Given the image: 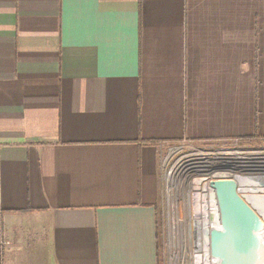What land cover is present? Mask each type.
I'll list each match as a JSON object with an SVG mask.
<instances>
[{"label": "crops", "instance_id": "crops-1", "mask_svg": "<svg viewBox=\"0 0 264 264\" xmlns=\"http://www.w3.org/2000/svg\"><path fill=\"white\" fill-rule=\"evenodd\" d=\"M250 136L264 0H0V264H161V148Z\"/></svg>", "mask_w": 264, "mask_h": 264}, {"label": "water", "instance_id": "water-1", "mask_svg": "<svg viewBox=\"0 0 264 264\" xmlns=\"http://www.w3.org/2000/svg\"><path fill=\"white\" fill-rule=\"evenodd\" d=\"M200 180L195 178L193 187ZM239 182L219 176L203 183L205 205L201 213L193 210L192 264H264V186Z\"/></svg>", "mask_w": 264, "mask_h": 264}, {"label": "built area", "instance_id": "built-area-1", "mask_svg": "<svg viewBox=\"0 0 264 264\" xmlns=\"http://www.w3.org/2000/svg\"><path fill=\"white\" fill-rule=\"evenodd\" d=\"M250 142L242 137H227L208 142L183 140L166 146L171 148L170 154L162 155L161 152L162 205L169 209L172 222L178 221V225L182 228L181 233L184 239L180 243L179 255L183 258L186 257L189 260L187 263L192 264L190 262L193 254V209L190 210V213L186 211L187 216L184 215L178 220L176 219L181 198H178L177 192H172L173 185L170 184L175 182V185L181 186L183 197L194 194V179L197 177H202L203 182H208V180L219 176L239 177L241 187H243L242 185L258 187L260 184L264 186V147L251 146ZM180 148H185L186 152L179 153ZM199 158L205 159L200 160ZM233 172L237 177L232 175ZM188 190H190V194H188ZM187 203V206L191 208V202L187 200Z\"/></svg>", "mask_w": 264, "mask_h": 264}, {"label": "rangeland", "instance_id": "rangeland-1", "mask_svg": "<svg viewBox=\"0 0 264 264\" xmlns=\"http://www.w3.org/2000/svg\"><path fill=\"white\" fill-rule=\"evenodd\" d=\"M249 138V137H246ZM252 139V138H250ZM195 142V141H193ZM246 145V144H245ZM251 146H259V147H264V138H253L252 141L249 143ZM168 147V145H166ZM164 147L161 152L163 154H170L169 150L171 148ZM180 152H186L185 148H180ZM264 152V150H263ZM261 152V153H263ZM200 160L205 159V158H199ZM170 185L172 186V192H177L178 198H181V189L179 185H175V182H172ZM185 193V192H184ZM180 205V207H179ZM162 206V205H161ZM184 206V211H188V208L186 207V202L183 201V199H179V213L176 216V219L178 220L179 218L183 217L184 215L187 216V213H183V207ZM164 209L168 210V213H166L163 222H162V238H161V264H189L187 263L189 260L183 258L180 256V243L183 241L184 237L181 233L182 228L178 225V221L172 222L170 219V212L169 209L164 207L163 205V213ZM186 209V210H185ZM192 263V259L191 262Z\"/></svg>", "mask_w": 264, "mask_h": 264}, {"label": "bare ground", "instance_id": "bare-ground-1", "mask_svg": "<svg viewBox=\"0 0 264 264\" xmlns=\"http://www.w3.org/2000/svg\"><path fill=\"white\" fill-rule=\"evenodd\" d=\"M197 151H199V150H197ZM232 175L237 177L236 173H234V172L232 173ZM203 183H204L203 180H200L199 187L198 188L194 187V195L196 197V203L194 202V196L193 195H188L187 197H185V196L183 197V195H182V197H181V199H183V201L186 202V207L185 208H188L189 213H190V210H192V209L193 210L195 209L197 211V213H201L203 203L205 205L206 197L204 199L202 195L200 196V192L201 191H202V193L207 194V184H203ZM242 186H244V185H242ZM249 187H253V185H250ZM188 194H190V190H188ZM187 200L189 202H191V204H192L191 208L189 206H187L188 205ZM182 207H183V213L184 212L186 213L187 210L185 209L186 211H184V206H182ZM193 210H192V212H193ZM206 264H210V260Z\"/></svg>", "mask_w": 264, "mask_h": 264}, {"label": "trees", "instance_id": "trees-1", "mask_svg": "<svg viewBox=\"0 0 264 264\" xmlns=\"http://www.w3.org/2000/svg\"><path fill=\"white\" fill-rule=\"evenodd\" d=\"M250 138H255V136H250L249 138H246V139H248L249 141H252V139H250ZM139 141H141V142H149V143H156L158 140H155V139H142V138H140V139H138Z\"/></svg>", "mask_w": 264, "mask_h": 264}, {"label": "flooded vegetation", "instance_id": "flooded-vegetation-1", "mask_svg": "<svg viewBox=\"0 0 264 264\" xmlns=\"http://www.w3.org/2000/svg\"><path fill=\"white\" fill-rule=\"evenodd\" d=\"M242 138H244V137H242ZM203 142H208V141H203Z\"/></svg>", "mask_w": 264, "mask_h": 264}]
</instances>
